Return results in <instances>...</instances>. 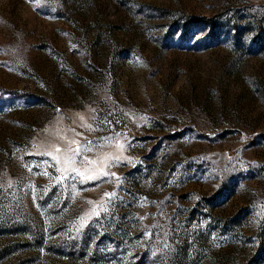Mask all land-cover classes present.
<instances>
[{"label": "rangeland", "instance_id": "1", "mask_svg": "<svg viewBox=\"0 0 264 264\" xmlns=\"http://www.w3.org/2000/svg\"><path fill=\"white\" fill-rule=\"evenodd\" d=\"M0 264H264V0H0Z\"/></svg>", "mask_w": 264, "mask_h": 264}, {"label": "snow or ice", "instance_id": "2", "mask_svg": "<svg viewBox=\"0 0 264 264\" xmlns=\"http://www.w3.org/2000/svg\"><path fill=\"white\" fill-rule=\"evenodd\" d=\"M78 151H79V149H77V152H78ZM49 154H51V153H49ZM66 162H70V161H69V160H66ZM73 170H74V171H77V169H75V168H73ZM101 172H102L103 175H108V173H104L103 170H101ZM112 175H115V174L113 173ZM86 178H87V179H95L96 177L93 176V175H88ZM106 195H111V194H107V193H106Z\"/></svg>", "mask_w": 264, "mask_h": 264}]
</instances>
